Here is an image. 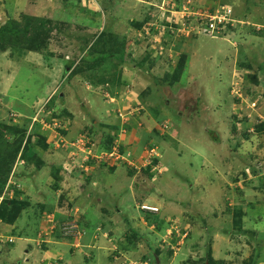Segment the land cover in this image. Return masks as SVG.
<instances>
[{
	"label": "rangeland",
	"instance_id": "obj_1",
	"mask_svg": "<svg viewBox=\"0 0 264 264\" xmlns=\"http://www.w3.org/2000/svg\"><path fill=\"white\" fill-rule=\"evenodd\" d=\"M222 8L235 32L207 35L200 13ZM148 15L154 20L144 22ZM12 21L29 27L42 51L0 52V125L12 118L26 128L23 138L8 136L0 161V181L22 193L0 205L12 215L23 208L14 223L0 219V256L11 264H44L46 255V264H201L208 240L226 264H264V0H0V29ZM166 28L180 45L169 56L150 51L144 68L102 69L95 87L72 74L83 59L104 56L107 47L94 42L105 32L128 35L125 49L139 58L138 42H159ZM181 53L186 82L161 84ZM65 107L72 118H60ZM109 142L124 152L111 154ZM155 155L162 177L143 168ZM142 196L155 203L144 209L166 217L161 228L139 209ZM148 253L156 262L142 260Z\"/></svg>",
	"mask_w": 264,
	"mask_h": 264
},
{
	"label": "trees",
	"instance_id": "obj_2",
	"mask_svg": "<svg viewBox=\"0 0 264 264\" xmlns=\"http://www.w3.org/2000/svg\"><path fill=\"white\" fill-rule=\"evenodd\" d=\"M222 10L225 11V10H228V9H223L222 8ZM222 10L217 9L216 12L217 11H222ZM136 19H137V17H133L132 18V20H136ZM152 19L153 18L150 15H148V17L146 18V20H144V22H146L148 20L153 21L154 19L153 20ZM31 20L33 21V23L35 21H40L41 22L40 26L41 27L44 26V22H45L44 20H39L37 17H34ZM14 23L15 22H13V21L9 22V24L7 26H5V28L0 29V52H4V51H6V50H8L10 48H13V49L20 48L21 44L28 45V46H30V49H33L35 51H40L41 52L42 49H41V46L38 45V41L37 40H34V41H33V39L30 40V37H28V39H27V33H29V30H30L29 27L25 26L22 29L21 27L16 26ZM236 28L237 27H235L234 22L228 21V22L225 23V27L223 28L225 31L220 30V32H215V33H219L218 34L219 37H222V36L223 37H227L230 34L226 33V32L231 31V33H233V32H235ZM41 29L42 28L36 30L37 31V35H39V31H41ZM163 32L164 33H160L159 32L160 35L163 34L161 36V40L159 42L152 41V39H150V38H149V40L143 38V39H141L138 42V43L141 44V45H139L140 47L138 49L139 50L144 49V52H142L139 55V58L136 55H134L133 53H131V52L127 53V50L125 49L126 42L130 43V41H131V39L128 40V35L127 36L123 35L122 37H120V36L118 37V35H113V34H108L107 35V33L105 32L101 36H99L94 42L95 46H97V44H104L107 47V51L104 54V56L102 58L101 57L98 58L97 62L94 61V60H91V59H83V61L86 62V64H83V65H80L79 67H77L76 70L72 71V74H76V75L79 74V75L83 76L86 81H88L89 83L91 82L92 85L94 84V87H95V86H97L96 82L97 83L101 82L102 78H104V76L102 75V72L103 73H110V74L117 73V71L115 69L118 70V67L122 69V66L124 64H131V65H136L137 64L138 67L144 68L145 64L148 63V61H147L148 57H150V54L147 55V52L158 51V52L161 53V50L162 51L164 50L165 52H164L163 55H164V57H166V56H169V53H168L169 50H173L175 46H176V49L179 48V46H180L179 44H175V46H173V44H172V40L175 39L174 38V33H173L174 31H172L171 28H166ZM6 34H9V36H7ZM207 35H211V34L207 33ZM193 36H195V35H193ZM197 36L199 37V35H197ZM153 42H155V43L153 44ZM174 42H175V40H174ZM150 43H151V45H150V49H149L148 45ZM93 45H92V48H91V50L89 51V54H88L91 57L94 56V54L96 53V50L93 47ZM153 46H154L155 49H153ZM87 52H88V50H87ZM87 52L85 54L86 56L84 55V58H88ZM153 52H152L151 58L149 60L156 62V58H157L156 54L157 53H153ZM179 59H180V62L177 63V65H176V67H175V69L173 71H171V72L168 71V70L164 71L165 73L163 75V82L161 84L170 85V86H175V85H178V84L184 85V83L186 82L185 80L183 81V79L185 78L184 72L187 69L186 65H185V64H187L186 63L187 62V56L185 54L181 53L179 55ZM104 63H107L108 66L107 67H103ZM168 63H170V60L166 62V66L167 67H168ZM152 65L153 64H151L150 68L152 67ZM94 69H96V70L99 69V73H96L97 75L96 74L92 75L94 71H91V70H94ZM102 69H104V70L101 72ZM125 84L126 83H121V85H125ZM240 90L241 89H239V91ZM233 98H235V95H233ZM53 100H55L54 102H56V99H53ZM72 112H73L72 109L66 108L63 111V115H59V116H60L61 119L63 117H68V116H71V118H72V116H73ZM57 115L58 114H54L53 113V116L57 117ZM54 120H57V119L53 118L52 121L51 120L50 121L53 123ZM11 121H12V118L10 119L9 123L3 122L0 125V161L3 159V154L6 152L5 150L10 149L9 146L11 147V142L12 141L10 139H8V136L9 135L13 136L14 140H15L17 138L16 136L19 133H21L23 135L22 138L26 134V128L25 127L20 126L19 124L13 123ZM38 136H39V138L36 140V142L39 145L42 144V145L47 147L46 139L42 138V136H40V135H38ZM32 137H33V135L31 136L30 141H32ZM169 138H171V137H168V139ZM148 140H150V138L147 139L146 142ZM112 144H113V142L106 143L104 145V148L109 151L111 149V147H112ZM143 168H145V170L148 171V172L151 171V168L155 169L153 174L150 173L151 177H153L154 175H158V177H160V176L162 177V176H164L163 174L167 171V168L164 165H162L159 157L152 158L151 163L147 167H143ZM133 169H136V168H133ZM133 169H132V171L129 172L130 175H135L136 171H134ZM55 176H56V174H55ZM2 181H3V179L0 181V196L3 195V192H4V190H5V188H6L7 184H8L7 181H3V182ZM154 185H156V184H154ZM9 187H10V190L13 192L14 196H13L12 199H6L5 198L3 203L4 202L10 203V202H14L15 200L16 201L22 200L19 197V195H21L22 193L18 189V187L15 184H12ZM154 193H156L158 196H161L162 199L165 198V196L161 192H159L158 189H154ZM147 197L148 196H144V197L142 196V198H141L142 201L139 204V209L141 211H143V213H145V218L147 217V220H149L151 224L157 225V228H161V225H163V223H165L166 217H164L165 218V220H164V218L162 219L160 217L161 216L160 213L159 214L157 213V212H160V211H156L155 212L153 210L144 209L142 207V205L144 203H148V202L152 203L153 205H155V203L151 202ZM2 207L3 206L1 204L0 205V219H7V216H9V218L7 219V223H14L16 221L17 217L19 216L20 211L23 209V208H20V210L15 211V213L12 215V214H10V211H8V209L2 208ZM241 219H242V217L236 220V225L239 228L242 227ZM167 223H168V221H167ZM105 225L106 224H104V223L101 224V228H104ZM178 226H180V232H183V228L184 227H183L182 223H179ZM73 233L80 234V232H77V231H74ZM262 235H263V238H264V232L262 233ZM127 239L129 241V243H131V244L133 243V238L131 236H127ZM206 240H207V236L205 237V243H206ZM207 242L209 243V245H208V250L209 251L205 255L204 259H202V263L201 264H224V263L226 264V261H224L223 259H216V258H214L212 256V252H210V250H211V242L208 241V240H207ZM158 253H160V251H158ZM170 254H173V250L172 249H170ZM150 259H152L153 262H156L155 253H153V254H151V253L149 254L148 253L146 256H144V258L142 260H150ZM203 260H204V262H203ZM195 262H199V260L198 261H194V263Z\"/></svg>",
	"mask_w": 264,
	"mask_h": 264
},
{
	"label": "built area",
	"instance_id": "obj_3",
	"mask_svg": "<svg viewBox=\"0 0 264 264\" xmlns=\"http://www.w3.org/2000/svg\"><path fill=\"white\" fill-rule=\"evenodd\" d=\"M229 13L226 12V11H217L215 14H211V15H208V13H204V12H201L200 13V19L205 21L207 19V22L204 26V29L212 34V33H215V32H220L221 30V24L228 21V18H223V19H220L219 17H225L227 14ZM10 189L9 187H6L5 189V192H4V195L2 197H0V201H2L5 197V195H9L10 197H12V193L9 192ZM156 209V208H155Z\"/></svg>",
	"mask_w": 264,
	"mask_h": 264
},
{
	"label": "clouds",
	"instance_id": "obj_4",
	"mask_svg": "<svg viewBox=\"0 0 264 264\" xmlns=\"http://www.w3.org/2000/svg\"><path fill=\"white\" fill-rule=\"evenodd\" d=\"M57 121H58V120H55V121H54L56 125L58 124ZM116 145H117V143H114V145L112 146V150H111L110 153H111V154H112V153H113V154L115 153L116 155L122 154L124 151H122L121 148L119 149ZM154 157H157V156L155 155ZM154 157H153V158H154ZM148 159H149V158H148ZM140 160L143 161V162H145V161L147 160V158H141ZM151 160H152V158H150L148 161H146L147 163H146V165H145L144 167H147V165H149V164L151 163ZM12 184H15V183H14V182H9V183L7 184L6 187L11 186ZM5 189H6V188H5ZM9 189H10V187H9ZM4 192H5V190H4ZM4 192H3V195H4ZM9 192L12 193V197H11V198H13V196H14V195H13V192H12L11 190H10ZM3 195H2V196H3ZM2 196H0V197H2ZM5 198H6V195H5L4 199H5ZM4 199H3V200H4ZM3 200H2V201H3ZM2 201H0V202H2ZM144 204H147V203H144ZM177 224H179L178 221H177ZM177 226H178V225H177ZM178 227H179V226H178ZM8 242H9V243H12L13 241H11V239H8Z\"/></svg>",
	"mask_w": 264,
	"mask_h": 264
},
{
	"label": "crops",
	"instance_id": "obj_5",
	"mask_svg": "<svg viewBox=\"0 0 264 264\" xmlns=\"http://www.w3.org/2000/svg\"><path fill=\"white\" fill-rule=\"evenodd\" d=\"M7 238V237H6ZM17 240H18V238H16ZM20 239H21V237H20ZM23 242H29V240L26 238ZM16 244V243H15ZM15 244H13V243H10V244H8V245H10V246H12V247H14V245ZM17 247H19V246H17ZM23 249H24V247H22ZM21 248V249H22ZM27 251H29L28 249H26ZM48 251V250H47ZM10 253H11V251H10ZM28 254L30 253V252H27ZM45 253H48V252H44V255H45ZM4 255V254H3ZM3 255L2 256H0V264H11V262L10 261H8L7 260V258H5V257H3ZM48 255H46V256H44L43 257V259L44 260H42V261H44V264H46L47 263V261L48 260H50V258L49 257H47ZM1 259H4V261H2ZM22 262H20V264H23V262H24V260H21ZM17 264H19V263H17Z\"/></svg>",
	"mask_w": 264,
	"mask_h": 264
},
{
	"label": "bare ground",
	"instance_id": "obj_6",
	"mask_svg": "<svg viewBox=\"0 0 264 264\" xmlns=\"http://www.w3.org/2000/svg\"><path fill=\"white\" fill-rule=\"evenodd\" d=\"M227 11H229V10H227ZM226 22H228V21H226ZM226 22L222 23V24H223V25L221 24L222 26L220 25V26H221V30L225 27V23H226ZM223 26H224V27H223Z\"/></svg>",
	"mask_w": 264,
	"mask_h": 264
}]
</instances>
